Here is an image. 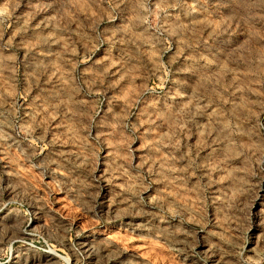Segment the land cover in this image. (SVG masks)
I'll list each match as a JSON object with an SVG mask.
<instances>
[{"label": "rangeland", "instance_id": "rangeland-1", "mask_svg": "<svg viewBox=\"0 0 264 264\" xmlns=\"http://www.w3.org/2000/svg\"><path fill=\"white\" fill-rule=\"evenodd\" d=\"M0 264H264V0H0Z\"/></svg>", "mask_w": 264, "mask_h": 264}, {"label": "bare ground", "instance_id": "bare-ground-1", "mask_svg": "<svg viewBox=\"0 0 264 264\" xmlns=\"http://www.w3.org/2000/svg\"><path fill=\"white\" fill-rule=\"evenodd\" d=\"M53 255V254H52ZM54 256V255H53Z\"/></svg>", "mask_w": 264, "mask_h": 264}]
</instances>
